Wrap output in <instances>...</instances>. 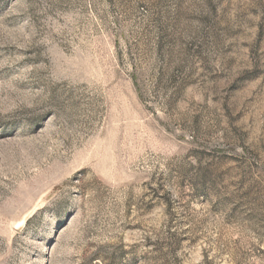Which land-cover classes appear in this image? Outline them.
Returning a JSON list of instances; mask_svg holds the SVG:
<instances>
[{"label":"rangeland","instance_id":"1","mask_svg":"<svg viewBox=\"0 0 264 264\" xmlns=\"http://www.w3.org/2000/svg\"><path fill=\"white\" fill-rule=\"evenodd\" d=\"M0 264H264V0H0Z\"/></svg>","mask_w":264,"mask_h":264}]
</instances>
